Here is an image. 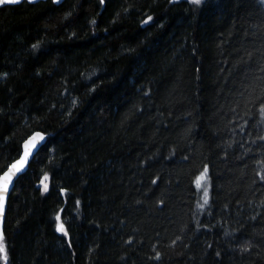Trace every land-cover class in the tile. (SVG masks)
<instances>
[{
    "label": "trees",
    "instance_id": "16d2710c",
    "mask_svg": "<svg viewBox=\"0 0 264 264\" xmlns=\"http://www.w3.org/2000/svg\"><path fill=\"white\" fill-rule=\"evenodd\" d=\"M262 68L260 0L0 7V173L47 135L9 199V264H264Z\"/></svg>",
    "mask_w": 264,
    "mask_h": 264
},
{
    "label": "snow or ice",
    "instance_id": "6c2138e0",
    "mask_svg": "<svg viewBox=\"0 0 264 264\" xmlns=\"http://www.w3.org/2000/svg\"><path fill=\"white\" fill-rule=\"evenodd\" d=\"M55 3L59 4L61 0H54ZM175 2V0H173ZM204 2V0H190V3L192 5L199 6ZM21 3H30L34 4L35 0H0V6L3 5H20ZM100 4H104L105 0H99ZM261 4H264V0H260ZM152 20L151 16H148L147 20L144 21L145 24H147L149 21ZM92 24H96L95 20L91 21ZM32 47L38 48V44H33ZM261 71H264V68L261 69ZM4 76H7V73L4 74ZM262 100H264V97H262ZM259 114L261 117H264V102H261L259 105ZM261 124H264V119H261ZM260 140H264V135H261L258 137ZM45 140L44 135L41 132L34 133L29 139H27L23 143V153L20 156L19 159L15 160V162L11 163L6 170H3L2 173H0V261L3 262V264H9V249L6 242V236L3 229V223H4V215H5V207L8 199V193L10 189L13 186L14 180L18 178V175L21 174L26 166L29 164L30 158L33 156V151L37 149L38 145ZM187 159V157H185ZM261 164H264V160L260 161ZM45 180L48 179L47 176L44 177ZM260 179L264 180V172L260 174ZM152 183H156V181H152ZM195 185L197 188H200L203 190V203L199 205L200 208H204L205 205L209 203L210 195H209V188L211 186L210 184V177H209V167L207 165L204 166L203 171L200 173V175L195 179ZM44 190L47 191V185L45 184ZM79 203V201H77ZM163 203V201H161ZM56 220L59 221L60 217L57 216ZM57 231L62 232L65 236L68 235V232L64 226L63 223H60ZM227 235V233H226ZM69 241V245H70ZM131 243V241H129ZM175 243V242H173ZM248 248H245L244 251H248ZM217 256L220 255L219 252L216 253ZM155 259L159 260L161 258L160 254L157 253L154 257Z\"/></svg>",
    "mask_w": 264,
    "mask_h": 264
},
{
    "label": "water",
    "instance_id": "95a60500",
    "mask_svg": "<svg viewBox=\"0 0 264 264\" xmlns=\"http://www.w3.org/2000/svg\"><path fill=\"white\" fill-rule=\"evenodd\" d=\"M42 1H46V0H35V3L34 4H36V3H39V2H42ZM65 0H61V2L59 3V4H62L63 2H64ZM57 4V3H56ZM58 4V5H59ZM11 5V4H10ZM4 6H7V5H3V6H0V7H4ZM36 132H41L43 135H44V137H45V140L43 141V142H41L39 145H38V147H37V149H35L34 151H33V156L30 158V160H29V164L26 166V168L24 169V171L21 173V174H19L18 175V178L16 179V180H14V182H13V186H12V188L10 189V191H9V193H8V199H7V203H6V207H5V215H4V223H3V229H5V221H6V216H7V210H8V204H9V199H10V196H11V194L13 193V191H14V189H15V187H16V184H17V181L29 170V168H30V165H31V163L33 162V160L36 158V156L39 154V152L41 151V149L45 146V144L47 143V135L44 133V132H42V131H40V130H37V131H34L29 137H27L25 140H24V142L27 140V139H29L34 133H36ZM23 142V143H24ZM22 153H23V145H22V152H21V154H20V156L22 155ZM20 156L17 158V159H19L20 158ZM16 159V160H17ZM13 162H15V160L13 161ZM12 162V163H13Z\"/></svg>",
    "mask_w": 264,
    "mask_h": 264
},
{
    "label": "rangeland",
    "instance_id": "374dc122",
    "mask_svg": "<svg viewBox=\"0 0 264 264\" xmlns=\"http://www.w3.org/2000/svg\"><path fill=\"white\" fill-rule=\"evenodd\" d=\"M209 167V166H208ZM203 171V170H202ZM201 171V172H202ZM200 172V173H201ZM200 173L198 174V176L200 175ZM197 176V177H198ZM209 177H210V170H209ZM43 187L45 186V184L47 185L48 184V182L46 181V180H44L43 181ZM210 184H211V182H210ZM197 190H198V192H199V202H198V207H199V205L200 204H202L203 203V190L202 189H200V188H197ZM209 195H210V198H211V186H210V188H209ZM209 202H210V199H209ZM200 203V204H199ZM200 208V207H199ZM205 208V207H204ZM204 208H201V209H204Z\"/></svg>",
    "mask_w": 264,
    "mask_h": 264
}]
</instances>
